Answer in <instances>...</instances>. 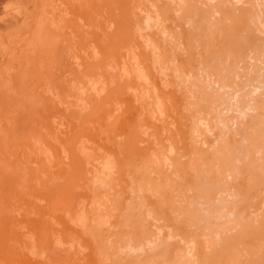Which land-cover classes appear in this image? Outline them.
Segmentation results:
<instances>
[{
	"label": "rangeland",
	"instance_id": "1",
	"mask_svg": "<svg viewBox=\"0 0 264 264\" xmlns=\"http://www.w3.org/2000/svg\"><path fill=\"white\" fill-rule=\"evenodd\" d=\"M0 264H264V0H0Z\"/></svg>",
	"mask_w": 264,
	"mask_h": 264
},
{
	"label": "bare ground",
	"instance_id": "2",
	"mask_svg": "<svg viewBox=\"0 0 264 264\" xmlns=\"http://www.w3.org/2000/svg\"><path fill=\"white\" fill-rule=\"evenodd\" d=\"M169 9H170V8H169ZM247 14H248V11H247V10L242 11V16H241V15H240V16L243 17V18L237 16V17H239V18H237L236 20H237L238 22H243L244 20H242V19L246 18ZM235 17H236V15H235ZM241 20H242V21H241ZM237 21H236V22H237Z\"/></svg>",
	"mask_w": 264,
	"mask_h": 264
}]
</instances>
